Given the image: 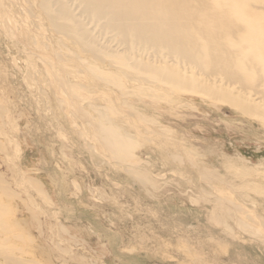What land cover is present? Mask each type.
I'll list each match as a JSON object with an SVG mask.
<instances>
[{
	"label": "rangeland",
	"instance_id": "1",
	"mask_svg": "<svg viewBox=\"0 0 264 264\" xmlns=\"http://www.w3.org/2000/svg\"><path fill=\"white\" fill-rule=\"evenodd\" d=\"M11 2L23 0L0 1L14 23L0 28V203L16 257L264 264V123L149 72L37 58Z\"/></svg>",
	"mask_w": 264,
	"mask_h": 264
},
{
	"label": "bare ground",
	"instance_id": "2",
	"mask_svg": "<svg viewBox=\"0 0 264 264\" xmlns=\"http://www.w3.org/2000/svg\"><path fill=\"white\" fill-rule=\"evenodd\" d=\"M1 5L0 28L13 29ZM11 6L27 19L15 36L37 58L58 59L65 50L126 74L149 72L264 123V0H23ZM3 183L0 178V199L9 191ZM6 215L0 203V264H25L9 248Z\"/></svg>",
	"mask_w": 264,
	"mask_h": 264
}]
</instances>
